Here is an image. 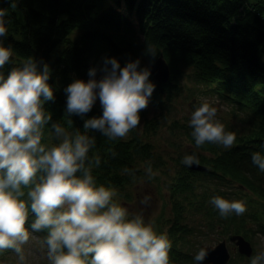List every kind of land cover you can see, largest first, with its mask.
Here are the masks:
<instances>
[{
	"label": "trees",
	"instance_id": "1",
	"mask_svg": "<svg viewBox=\"0 0 264 264\" xmlns=\"http://www.w3.org/2000/svg\"><path fill=\"white\" fill-rule=\"evenodd\" d=\"M0 7L8 9L9 32L4 43L13 48L11 59L19 63L32 56L49 64L48 83L55 98L46 101L44 107L52 120L70 129L83 131V120L102 114V107L94 104L83 117L68 114L63 89L73 78L86 80L88 69L101 65L105 56H115L121 65L139 58L140 66L148 67L163 53L170 67V79L157 84L149 77L156 85L150 99L162 113L160 120L151 118L155 125L159 121L166 123V111L181 79L205 86L217 82V89L249 108L257 118L255 131L246 137L230 129L237 136L229 149L214 143L197 148L192 128L183 130L180 126L178 135L188 138L191 148L185 153L196 152L199 163L207 168L191 170L182 158L181 162L177 160L181 171L172 185L170 264H194L193 241L204 227H219L245 236L264 234V209L250 208L243 215L223 217L209 202L217 194L230 200L243 199L248 206L251 194L264 201V172L251 159L253 151L264 152V63L260 59V52L264 51V4L247 0H0ZM121 7L126 13L120 11ZM76 28L81 31L72 39L69 34ZM13 66L7 63L5 73ZM142 117L141 110L140 120ZM69 118L72 125L67 124ZM178 126L174 119L172 127ZM48 131L46 128L45 136ZM90 132L96 135L91 152L101 156L100 165L93 168L98 183L125 187L133 193L138 181L147 178L141 165L151 161L155 169L163 164L159 143L153 138L108 140L98 131ZM179 145L186 148L184 143ZM125 166L134 168L135 175L122 173ZM245 190L250 193H243ZM190 215L198 216L204 224L191 225ZM35 235L39 240L43 233ZM250 258L238 254L237 261L233 259L229 264H250Z\"/></svg>",
	"mask_w": 264,
	"mask_h": 264
},
{
	"label": "clouds",
	"instance_id": "2",
	"mask_svg": "<svg viewBox=\"0 0 264 264\" xmlns=\"http://www.w3.org/2000/svg\"><path fill=\"white\" fill-rule=\"evenodd\" d=\"M7 14L0 7V253L11 249L17 264H27L25 246L43 233L39 245L47 264H170L172 241L144 216L151 193L142 194L139 211L132 212L116 199L114 186L93 175L101 156L91 152L96 135L90 130L116 140L137 128L156 87L151 70L141 67L139 58L121 65L115 56H105L88 69L86 80L73 78L63 89L66 112L83 117L99 98L102 114L84 119L83 131L70 129L44 107L55 98L49 64L32 56L19 63L11 59L13 48L4 43ZM7 63L14 66L5 73ZM217 112L207 99L194 106L189 124L197 148L214 143L229 149L236 143V132L227 130ZM67 124L72 125L70 118ZM46 128L55 142H45ZM251 159L264 172V152L253 151ZM182 163L190 167L199 156L185 153ZM121 171L135 175L134 168ZM144 173L149 180L157 175L151 161ZM209 202L223 217L247 211L243 199L217 194ZM208 254L200 247L194 264ZM250 264H264V250L251 256Z\"/></svg>",
	"mask_w": 264,
	"mask_h": 264
},
{
	"label": "rangeland",
	"instance_id": "3",
	"mask_svg": "<svg viewBox=\"0 0 264 264\" xmlns=\"http://www.w3.org/2000/svg\"><path fill=\"white\" fill-rule=\"evenodd\" d=\"M111 2V0H109ZM250 3L260 2L264 4V0H247ZM99 11V9H98ZM120 11L125 12L124 7L120 8ZM134 23L137 22L134 20V17H131ZM81 28L74 29L69 37L74 39L80 33ZM260 59L264 63V51L260 52ZM100 73H98L99 75ZM217 86V82L214 83ZM211 85V84H210ZM215 85H211L212 87ZM175 98L168 107L166 111V123L161 124L160 121L155 125L151 118L161 116L160 108L149 98V102L146 108L142 109L143 117L140 120V125L137 128L130 130L129 134L123 138L130 137H139L141 140L153 138L159 143V149L161 152V161L163 164H159L157 168L153 169L157 175L152 179H140L138 185H136L135 192L128 191L124 188H116L117 196L116 199L122 204L127 205L129 210L132 212L139 211V197L145 192L151 193L152 201L150 207L145 208L144 216L147 221H155L154 228L158 232L167 233L169 227L172 224L173 218V197L172 185L176 182L178 173L181 171L180 165L178 164V159L182 158L183 153L190 148L189 139L184 135H178V132L181 133L180 126L182 125L183 130L191 129L189 120L191 118V112L194 110V106L199 105L203 100L207 99L209 101L215 102V106L218 107L217 117L226 125L227 130H237L238 133L245 134L246 137L250 136L253 131H255V123H257V118L253 116L250 110L245 108H240L238 110L236 103H239L229 98L225 95H220L214 90L207 89L205 85H197L191 82L181 79L179 81V88L175 92ZM231 100V101H230ZM233 101V102H232ZM236 102V103H234ZM96 105H100L99 98L95 102ZM241 107V106H240ZM177 120L179 123L178 129L172 127V121ZM161 125V126H160ZM175 129V130H174ZM55 142L50 136L49 131L46 133L45 142ZM168 142L169 146H166L165 143ZM170 143H174L172 146ZM184 143V146L187 144L185 149H181L179 144ZM183 146V147H184ZM177 150L175 151V149ZM181 162V160L179 161ZM141 167H144L141 165ZM243 193L248 194L247 190ZM252 199L247 200L251 202V206L247 204L248 209H264L263 199L256 194H251ZM191 225L201 223L204 224L203 220L196 215H190V220L188 221ZM254 228L255 225L253 224ZM224 234L219 227L212 228H201V231H198V234L193 241L195 245L192 248V257L197 252L198 248L201 245H212L215 246L219 241L222 240ZM251 240L252 248L254 252H259L264 250V234L256 233L247 237ZM238 245L229 240V236L226 238V248L230 253V257L233 256V259L237 261L238 259ZM26 255H27V264H47V260L43 255L41 247L39 245V240L35 237L30 240L29 244L25 246ZM216 258V257H208ZM235 261L233 262L234 264ZM0 262L3 264H17L16 254L11 249H6L0 253ZM228 264V263H227Z\"/></svg>",
	"mask_w": 264,
	"mask_h": 264
},
{
	"label": "water",
	"instance_id": "4",
	"mask_svg": "<svg viewBox=\"0 0 264 264\" xmlns=\"http://www.w3.org/2000/svg\"><path fill=\"white\" fill-rule=\"evenodd\" d=\"M148 68L151 70V76L157 84H163L169 80L170 67L162 52L159 53L158 56L154 59V61L148 65ZM185 166L191 170H205L207 168L201 163H193L190 167L187 165ZM230 240L235 241V243L238 245V250L240 253L247 255L251 254V244L242 235H232L230 237ZM200 247H207L209 249V254L206 259L202 262V264H227L231 258L230 253L226 248V239L219 241L218 244L215 246L201 245Z\"/></svg>",
	"mask_w": 264,
	"mask_h": 264
}]
</instances>
